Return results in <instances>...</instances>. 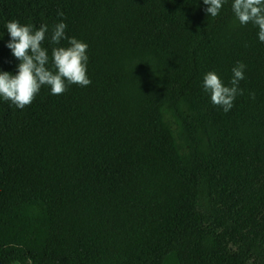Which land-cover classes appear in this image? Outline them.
<instances>
[{"label":"clouds","instance_id":"clouds-1","mask_svg":"<svg viewBox=\"0 0 264 264\" xmlns=\"http://www.w3.org/2000/svg\"><path fill=\"white\" fill-rule=\"evenodd\" d=\"M225 2L203 0L208 6L205 12L215 18ZM231 8L240 25L251 23L258 28V39L264 42V0H233ZM58 15L63 16L64 13L59 12ZM6 28L11 37L7 47L20 63L17 74L0 71V97L4 101H10L23 109L31 105L43 86L50 87L52 95H61L69 85L87 87L91 84L87 76L88 45L76 37L69 38L66 35V23L60 22L53 26L50 43L56 47L52 48L51 68L48 67V50L43 46L49 32L47 24L34 30L31 25H22L13 20L6 24ZM64 40H67V47L60 46ZM245 68L242 62L233 67L230 86H226L214 71L204 76L203 89L210 93L212 104L222 108L225 113L234 107L237 95L243 94L239 83L245 78ZM252 98H255L254 93Z\"/></svg>","mask_w":264,"mask_h":264}]
</instances>
